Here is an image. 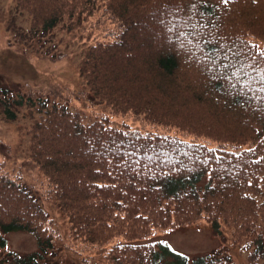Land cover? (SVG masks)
Masks as SVG:
<instances>
[{"label": "trees", "instance_id": "16d2710c", "mask_svg": "<svg viewBox=\"0 0 264 264\" xmlns=\"http://www.w3.org/2000/svg\"><path fill=\"white\" fill-rule=\"evenodd\" d=\"M14 4L33 32L79 28L87 92L138 124L85 120L68 107L82 92L58 82L1 91L42 179L28 184L0 159V264H51L61 241L67 264H236L225 250L189 256L153 239L199 223L264 264V0ZM9 232L37 248L10 250Z\"/></svg>", "mask_w": 264, "mask_h": 264}, {"label": "rangeland", "instance_id": "374dc122", "mask_svg": "<svg viewBox=\"0 0 264 264\" xmlns=\"http://www.w3.org/2000/svg\"><path fill=\"white\" fill-rule=\"evenodd\" d=\"M80 33L79 28L53 31L46 35L40 31L33 32L18 15L14 0H0V94L6 88L24 85L44 86L49 82H58L82 92L80 98H75L68 107L82 112L85 120L90 121L95 116H103L113 126L127 124L135 127L138 123L129 115L113 113L103 101L87 92L78 72V61L82 53L81 38H78ZM95 34L92 28H88L82 39L90 42L86 36L92 37ZM257 44L264 51V41H257ZM61 53H64L61 58L49 59ZM1 111L2 109H0V159H4L9 167L19 170L26 183L36 185L42 177L26 162L25 143L19 145L21 135L18 127L23 122L22 118L19 115L16 121L5 120ZM43 205L48 209L47 204ZM50 215L54 219V227L64 238L67 231L65 219L56 210L51 211ZM6 238L9 249L16 252L28 253L37 248L35 237L30 233L9 232ZM153 239L166 241L177 251L189 256L227 251L236 264H246V255L254 248L228 244L229 240L225 235L214 236L211 227L205 223L162 233ZM60 244L63 242H59L56 249L54 247L48 252L49 263H68V254L59 251Z\"/></svg>", "mask_w": 264, "mask_h": 264}]
</instances>
